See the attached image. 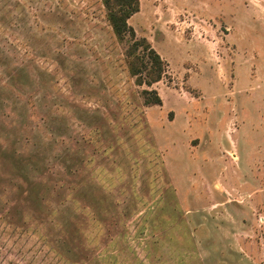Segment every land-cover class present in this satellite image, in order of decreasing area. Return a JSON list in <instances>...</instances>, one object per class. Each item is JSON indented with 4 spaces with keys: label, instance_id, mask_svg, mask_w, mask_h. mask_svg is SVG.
Here are the masks:
<instances>
[{
    "label": "rangeland",
    "instance_id": "1",
    "mask_svg": "<svg viewBox=\"0 0 264 264\" xmlns=\"http://www.w3.org/2000/svg\"><path fill=\"white\" fill-rule=\"evenodd\" d=\"M128 24L149 88L100 0H0V264H264V0Z\"/></svg>",
    "mask_w": 264,
    "mask_h": 264
},
{
    "label": "trees",
    "instance_id": "2",
    "mask_svg": "<svg viewBox=\"0 0 264 264\" xmlns=\"http://www.w3.org/2000/svg\"><path fill=\"white\" fill-rule=\"evenodd\" d=\"M106 20L115 39L126 42L125 57L130 75L137 86L151 87L161 80L164 66L160 56L144 38H136L129 26V19L138 11V0H100ZM142 97L146 106H159L161 100L154 90H143Z\"/></svg>",
    "mask_w": 264,
    "mask_h": 264
}]
</instances>
